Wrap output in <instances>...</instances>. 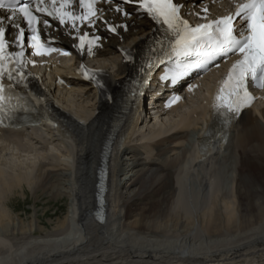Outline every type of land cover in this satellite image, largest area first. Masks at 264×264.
Segmentation results:
<instances>
[{
    "label": "bare ground",
    "instance_id": "bare-ground-1",
    "mask_svg": "<svg viewBox=\"0 0 264 264\" xmlns=\"http://www.w3.org/2000/svg\"><path fill=\"white\" fill-rule=\"evenodd\" d=\"M135 30L139 36L128 46L142 43L150 27L142 23ZM112 45L102 56L110 53ZM112 59L117 60L115 55ZM119 71L124 78L126 71ZM109 82L116 90L124 88V83L115 79ZM97 106L98 114L90 115L87 125L56 109L65 128L59 135L65 150L58 158L47 155L37 166L27 170L19 166L13 174L5 168L18 165L2 161L0 264H211L223 261L219 257L240 253L242 257L252 255L248 257V261H254L251 264H264L256 262L264 252V175H260L264 172V124L252 116V111L236 127L230 141L235 150L224 156L223 162L219 161L221 143L200 154V123L195 121L194 128L153 144L159 160L144 165L133 154L130 162L135 174L122 186V148L131 145L138 124L133 117L132 129L122 139L116 125L118 103ZM76 113L80 118L87 117L80 110ZM261 116L264 120V109ZM181 142L186 146L176 151ZM173 143L178 146L168 145ZM214 152L219 153V158L217 168L211 172V188L217 192L232 181L235 204L228 202L224 194L206 195L202 171ZM106 170L109 176L105 202L109 209L106 208L104 223H99L93 212L100 192L99 176ZM24 185L31 187L37 197L46 191L53 199L67 197L68 212L57 218L54 227L51 221L48 227L42 223L45 211L40 215L35 210L28 220L14 216L9 200L18 191L24 192ZM83 256L89 259L75 263Z\"/></svg>",
    "mask_w": 264,
    "mask_h": 264
},
{
    "label": "snow or ice",
    "instance_id": "snow-or-ice-1",
    "mask_svg": "<svg viewBox=\"0 0 264 264\" xmlns=\"http://www.w3.org/2000/svg\"><path fill=\"white\" fill-rule=\"evenodd\" d=\"M123 2L128 3L129 0ZM132 2L138 5L143 14L166 28V36L171 39L168 41L165 55L169 59L175 58L178 69L184 67L182 58L193 55L200 58V63L230 54L241 56V59L232 65L216 96V110L226 115L229 121L253 99L248 92L249 80L257 88H264V0H246L238 3L234 14L195 27L181 16L182 5L176 0H132ZM71 3L72 0H62L57 7V0H51L50 5H46L45 0H0V12L5 13L0 16V123H3V118L7 114L5 101L8 99L6 96L8 90L2 83L5 73L9 81L14 79L13 71H16L20 80L24 77V73L19 71L24 65L26 39L25 28L21 26V21L27 24L31 32L30 46L34 50L33 54L37 56L50 54L56 49L45 46L41 40V33L44 28H50L52 25L45 19L42 22L43 27H40L41 19L37 13L58 20L60 25L71 21L73 28L77 27V20L81 23L87 20L91 24L92 18L96 16L97 10L94 9L96 0H79L80 8L85 10L82 14L65 10ZM116 10L122 11L119 7ZM204 12L205 16L201 18L206 20V8ZM125 15L127 16L128 13ZM6 22L17 30L11 40L6 37ZM236 23L243 24V27L237 29ZM109 31L115 32L116 26H111ZM86 38L87 34L79 37V47H84ZM99 39L96 37L88 43L95 44ZM13 43L20 49L18 52L7 51ZM158 43L163 51V41ZM88 50L91 51V47ZM148 67H152L150 62ZM84 75L87 79L88 73L85 72ZM176 75H179L178 71ZM166 76L161 79H165ZM144 83H147V78L144 79ZM177 100L179 97L170 101L169 106Z\"/></svg>",
    "mask_w": 264,
    "mask_h": 264
},
{
    "label": "rangeland",
    "instance_id": "rangeland-1",
    "mask_svg": "<svg viewBox=\"0 0 264 264\" xmlns=\"http://www.w3.org/2000/svg\"><path fill=\"white\" fill-rule=\"evenodd\" d=\"M63 98V99H61ZM57 105L62 108L64 111L68 112L72 117H74L76 120H78L79 122H82L83 124L87 125L90 120H88V117L90 115H94L93 117H95L96 115V109H95V104H94V100L93 98L90 99H85L84 102H79L77 95L73 94V93H66L64 95H62L58 100H57ZM74 108V109H73ZM69 109L71 110L69 112ZM77 110V111H76ZM78 110L82 111L83 113L86 114V119L84 118H80L78 113ZM181 117V116H179ZM264 121V120H263ZM158 129L157 131L154 132H158L160 130V132L155 135L157 137H160L159 135H161L162 133H164L167 128H170L171 126L168 125V122L165 118L162 119V121L160 123H152V126L157 127ZM163 130V131H162ZM49 131L51 132L50 137L54 140V142L52 144H49V149H45V150H40V151H35V150H30L32 149V147H29V151L28 152H22L19 149H12V150H8L6 151H0V165H2V161H10V162H14L16 163V165H18L15 168H8L6 167L5 169H7V171H9V173H14L18 171L19 166H23L26 167L24 168L25 170H27V167H35L37 166L41 161H43V158L46 157L47 155L52 158H58L60 154H63L65 147L64 144L61 143V141L56 138L54 136V132L49 128ZM150 125H148L146 128L144 127L142 130V133L144 134V136L146 135V138H150ZM47 133V132H46ZM161 133V134H160ZM139 134V132H137L135 134V136ZM134 136V137H135ZM133 137V138H134ZM142 138V137H140ZM153 138V137H151ZM160 141V140H159ZM31 144V142H30ZM51 145V146H50ZM29 146V145H28ZM6 148V146H5ZM50 154V155H49ZM150 156V154H148ZM52 158V159H55ZM46 160V159H45ZM209 165H213L209 168ZM130 163H128L127 167H130ZM216 165V167H215ZM205 170L202 171L203 172V178L206 181L207 184V189H206V195L209 196V194L214 195L216 194L217 196H222L227 195L228 198V202L235 204L236 201V191L234 189L233 186V182L229 181L227 186L224 187L223 189L217 190V192H214V189L211 188V184L213 182L212 179V171L213 169L217 168V163L214 164V161H208L205 165ZM252 169H256L255 166H252ZM257 171V170H255ZM135 172L134 171H130V172H126L125 174L121 175L120 177V184L122 186H124L128 180L134 176ZM260 175H264V172H262ZM222 188V187H221ZM20 192V193H19ZM47 193L44 192L37 195L34 193V190L31 187H28L27 185H24V192L18 191L14 197L12 196L9 200V209L11 210V212L13 213V215H21L23 216V218L25 220H28V218L30 217L31 214H34L35 210H39L40 215L43 214V212H46L45 217H42V223L48 227V224H52L54 227L55 221L57 220L58 217L65 215L68 212V204L69 201L67 199V197H63L62 199H53L51 197V193L50 191H46ZM49 194V195H47ZM3 200L0 199V204H2ZM4 205V204H3ZM8 208V207H7ZM2 209V206H0V210ZM122 210L121 208L119 209V213H121ZM50 221L52 223H50ZM171 235V234H170ZM177 235V234H176ZM174 237V236H171ZM264 249V248H263ZM256 252V251H254ZM253 251L250 253L252 254ZM169 256V255H168ZM239 256V257H238ZM243 256V253H240L238 255H231V256H224L223 258L219 257V260H223V261H219V262H211V264H251L254 263V261H248V257L251 258L253 257L252 255L249 256ZM84 258V259H83ZM89 259V256H83L82 258H78L77 260H75V263L80 262V261H84L86 262V260ZM135 258H133L134 260ZM137 259V258H136ZM135 259V260H136ZM149 259V258H147ZM215 259V258H214ZM216 259H218L216 257ZM215 259V260H216ZM77 261V262H76ZM156 260H152V263H155ZM264 261V252H261V256L258 257V260L256 261L257 263H262Z\"/></svg>",
    "mask_w": 264,
    "mask_h": 264
}]
</instances>
